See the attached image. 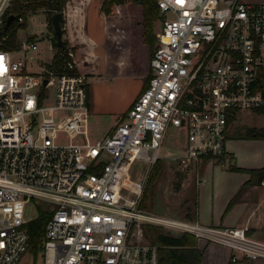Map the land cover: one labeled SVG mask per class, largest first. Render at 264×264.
Wrapping results in <instances>:
<instances>
[{
	"label": "built area",
	"instance_id": "built-area-1",
	"mask_svg": "<svg viewBox=\"0 0 264 264\" xmlns=\"http://www.w3.org/2000/svg\"><path fill=\"white\" fill-rule=\"evenodd\" d=\"M11 1L0 0V30ZM156 5L160 27L147 87L112 131L93 142L88 75L79 71L74 52L62 49L66 67L56 72L47 67L56 52L42 63L36 40L11 49L3 45L6 37L0 39V264H19L30 253L25 208L35 201L50 214L39 264H159L145 225L181 230L247 260L264 259V242L249 238L246 227L156 217L139 208L146 176L125 182L133 161L158 159L170 126L184 133L176 158L184 169L223 161L236 114L264 104L258 85L264 0ZM203 183L200 177L196 184Z\"/></svg>",
	"mask_w": 264,
	"mask_h": 264
},
{
	"label": "rangeland",
	"instance_id": "rangeland-1",
	"mask_svg": "<svg viewBox=\"0 0 264 264\" xmlns=\"http://www.w3.org/2000/svg\"><path fill=\"white\" fill-rule=\"evenodd\" d=\"M113 15L129 16V14L122 13L119 10L115 11ZM130 16L135 17L133 15ZM90 19L92 22L96 20L95 12L91 14ZM64 27L65 24L61 27L62 32H66ZM159 27L160 25L158 24V35ZM17 38L19 43H23L26 40H36L38 49V55L36 57L42 63L48 62L52 58V54L56 52L52 46L53 41H55L53 28L49 27L47 17L42 12L28 17L26 27L18 30ZM67 38V33H62V41L64 42ZM49 47H51V50ZM82 47L83 46H78L77 52H74L75 59L78 63L84 62L85 60L84 51L81 49ZM30 55L34 54L30 53ZM107 75V72L103 71L99 74L92 73L90 77H88L87 89L90 92V100H92L91 96L93 93L94 102L100 107V111H102L101 115H103L99 126L88 116L87 131L88 137L92 142L102 137V129L104 126L111 125V118L107 115L115 111L116 106L123 107L128 103L131 98L140 91L144 83L143 79L131 77L127 79L117 78L114 84L109 85L106 80ZM115 126H113V128ZM245 128L263 129L264 115H259L252 110H244L236 114L234 121L228 128L226 141L227 146L232 148V160L227 158L222 162H213L217 164L224 163V165H207L204 169L203 167L184 169L176 159L183 150L185 143L184 133L172 126L168 127L159 150L158 159L152 164H148L141 160L133 161L125 177V182L130 185L145 176L148 179L151 171L156 165L160 168L156 181L151 187L147 188L145 209H141L140 206L139 208L156 217L179 221L176 219H182L185 214L190 213L194 216L196 210V190H203L205 192L208 190V197H206L205 192L204 194H198L197 214L200 221L206 220L208 216V211H206L207 204H212L214 202L216 206L222 201H226V209L224 212H221L223 218L226 221L237 219V216H240L242 212H237L235 209L232 210L233 204L228 206L229 197L232 195L230 193L240 186L247 177L243 173L230 171L229 166L247 168H260L264 166V141L228 140L235 139L239 132ZM65 141L64 138H60V142ZM200 177L204 179V183L197 185V180ZM262 189H264V181L261 182L259 186L254 188L247 187L244 191H247L252 204H256L258 201V193ZM38 205H41L46 210L48 208L46 204L40 201L31 202L25 208V218L27 221L31 222L38 217ZM254 218V225L247 226V236L251 239L264 242L263 210L257 213ZM161 232L176 236L181 234L182 231L162 226ZM40 262H42L40 255L34 260L32 254L28 253L23 256L19 264H39Z\"/></svg>",
	"mask_w": 264,
	"mask_h": 264
},
{
	"label": "crops",
	"instance_id": "crops-1",
	"mask_svg": "<svg viewBox=\"0 0 264 264\" xmlns=\"http://www.w3.org/2000/svg\"><path fill=\"white\" fill-rule=\"evenodd\" d=\"M100 0H68L62 16L65 21V31L68 39L78 46H83L85 54L84 65L88 77L92 73L107 72L108 84H114L117 78L127 79L136 77L144 80L140 91L134 95L131 100L123 107H117L115 111L107 115L111 119V125L104 126L102 129V137H105L115 126L119 119L125 114L138 95L144 90L148 83L149 55L147 49L142 43V32L140 26L136 25L137 20L132 16H111L105 17L99 13ZM118 11V9H116ZM95 12L96 20L91 21L90 16ZM89 103V116L99 126L103 115L100 107L96 105L93 99ZM238 140V139H228ZM226 147V157L224 159H233L232 148ZM223 159V160H224ZM224 165L213 162L201 165L203 169L207 166ZM247 168V167H240ZM202 169V171H203ZM246 175V174H245ZM246 180L248 176L246 175ZM245 180V181H246ZM244 181V182H245ZM243 182V183H244ZM243 183L238 186L230 195L233 199L241 190ZM253 186L251 188H254ZM203 190H196L195 204L196 210L194 216L185 214L179 221L194 222L204 227H213L219 229L240 228L254 225L255 216L263 210L264 213V189L258 193V201L252 204L251 198L247 191H242L236 196L232 210L241 211L242 214L237 219L226 221L221 212L226 209V201L207 204L206 211L208 216L206 220L200 221L198 216V194H204ZM209 192H205L206 197ZM208 203V202H207ZM175 220V219H173ZM186 233V232H181ZM189 234V233H188ZM197 248L201 252V264H264V259L247 260L238 252L231 250L226 246L211 243L202 239H196ZM235 257L236 261L231 262V257Z\"/></svg>",
	"mask_w": 264,
	"mask_h": 264
},
{
	"label": "trees",
	"instance_id": "trees-1",
	"mask_svg": "<svg viewBox=\"0 0 264 264\" xmlns=\"http://www.w3.org/2000/svg\"><path fill=\"white\" fill-rule=\"evenodd\" d=\"M68 0H12L11 6L6 11V18L13 16V20L8 27L0 30V39L6 37L3 42L4 47L15 49L19 46L17 38L18 30L26 27L29 16L42 12L47 17L48 25L52 28L51 17L56 13H63ZM118 9L122 13H127L136 17L137 26L139 25L142 32V43L147 49L149 55L148 70L150 74V60L158 43V24L160 25L159 11L156 0H100L99 13L105 17L113 16ZM21 19V22L18 20ZM6 22V21H5ZM65 24L64 18L60 21L61 27ZM66 34V32H62ZM56 50L50 65L47 67L62 72L66 67V55L62 49L70 48L73 52H77V44L68 38L63 42V48H58L55 41L52 43ZM79 71L86 72L84 62L79 63ZM259 90L264 98V74L259 78ZM147 87V86H146ZM90 92L87 91V104L89 107ZM259 115H264V104L253 110ZM235 139L238 140H260L264 141V128H245L241 130ZM229 170L246 174L248 179L243 183L242 189L247 187L259 186L264 181V166L260 168H240L237 166H229ZM160 168L158 165L153 168L143 190L141 209H145V201L147 197V188L151 187L158 177ZM236 196L231 199L228 206L234 204ZM38 217L28 223L30 233L31 246L30 254L35 260L40 252L41 239L44 233V227L50 214L41 205L37 206ZM143 234L145 239L159 248V264H201V252L197 248L196 238L188 233H181L176 236L164 234L161 227L153 225L143 226Z\"/></svg>",
	"mask_w": 264,
	"mask_h": 264
},
{
	"label": "water",
	"instance_id": "water-1",
	"mask_svg": "<svg viewBox=\"0 0 264 264\" xmlns=\"http://www.w3.org/2000/svg\"><path fill=\"white\" fill-rule=\"evenodd\" d=\"M62 19L61 13H56L51 17V24L53 28L55 44L58 48H63V41H62V29L60 25V21ZM13 20V16H8L5 22L4 28L6 29L10 22ZM45 83V81H44Z\"/></svg>",
	"mask_w": 264,
	"mask_h": 264
}]
</instances>
